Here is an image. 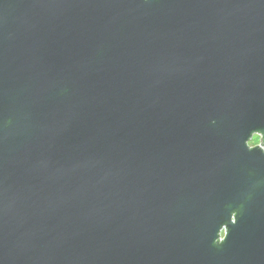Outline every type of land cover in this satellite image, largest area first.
<instances>
[{
	"label": "water",
	"instance_id": "obj_1",
	"mask_svg": "<svg viewBox=\"0 0 264 264\" xmlns=\"http://www.w3.org/2000/svg\"><path fill=\"white\" fill-rule=\"evenodd\" d=\"M255 134L264 0H0V264H264Z\"/></svg>",
	"mask_w": 264,
	"mask_h": 264
},
{
	"label": "flooded vegetation",
	"instance_id": "obj_2",
	"mask_svg": "<svg viewBox=\"0 0 264 264\" xmlns=\"http://www.w3.org/2000/svg\"><path fill=\"white\" fill-rule=\"evenodd\" d=\"M254 137H258V138H259V143H258V145H259L260 142H261V136H260L259 134H255V135H253V136H252V139L248 142V144L253 140ZM256 145H257V144H256ZM256 145H255L254 147H258V146H256ZM248 146H249V145H248ZM254 147H250V148H254ZM259 147L262 148L263 153H264V146L262 145V143L259 145ZM235 215H236V214H233L232 217H231V223H233V224L236 223ZM225 230H226V227L223 226V227L221 228L220 232H219V234H220V239H219V241H220V242L224 239Z\"/></svg>",
	"mask_w": 264,
	"mask_h": 264
},
{
	"label": "rangeland",
	"instance_id": "obj_3",
	"mask_svg": "<svg viewBox=\"0 0 264 264\" xmlns=\"http://www.w3.org/2000/svg\"><path fill=\"white\" fill-rule=\"evenodd\" d=\"M258 143H259V138L254 137L253 140L248 145H249V147H254L256 144H257L256 146H259L261 144V142L259 145H258Z\"/></svg>",
	"mask_w": 264,
	"mask_h": 264
},
{
	"label": "clouds",
	"instance_id": "obj_4",
	"mask_svg": "<svg viewBox=\"0 0 264 264\" xmlns=\"http://www.w3.org/2000/svg\"><path fill=\"white\" fill-rule=\"evenodd\" d=\"M149 2V0H145V3H148Z\"/></svg>",
	"mask_w": 264,
	"mask_h": 264
}]
</instances>
